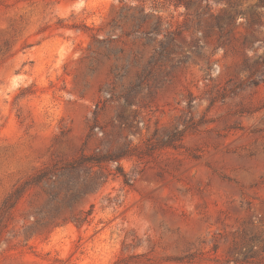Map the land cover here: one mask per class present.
I'll list each match as a JSON object with an SVG mask.
<instances>
[{
	"label": "rangeland",
	"instance_id": "rangeland-1",
	"mask_svg": "<svg viewBox=\"0 0 264 264\" xmlns=\"http://www.w3.org/2000/svg\"><path fill=\"white\" fill-rule=\"evenodd\" d=\"M0 264H264V0H0Z\"/></svg>",
	"mask_w": 264,
	"mask_h": 264
},
{
	"label": "trees",
	"instance_id": "trees-1",
	"mask_svg": "<svg viewBox=\"0 0 264 264\" xmlns=\"http://www.w3.org/2000/svg\"><path fill=\"white\" fill-rule=\"evenodd\" d=\"M121 119H125L124 115L122 114ZM127 154H123L120 156H103V155H94L91 157H81L80 159H78L75 163H72L70 165L71 168L77 167V166H82L84 164H101L103 162H115L118 163L119 160L126 156ZM119 173H121V175L124 178V183L127 185H130V180L128 179L127 175L120 171ZM11 198V197H10ZM12 202L10 201V199L8 198V200H6V202L4 203L2 210L3 211H8L10 208H12Z\"/></svg>",
	"mask_w": 264,
	"mask_h": 264
}]
</instances>
